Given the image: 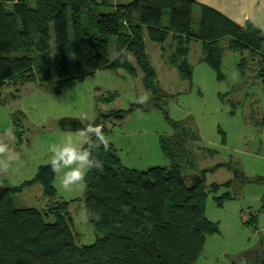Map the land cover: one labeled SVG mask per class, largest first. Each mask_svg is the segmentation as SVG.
Here are the masks:
<instances>
[{"label":"trees","instance_id":"obj_1","mask_svg":"<svg viewBox=\"0 0 264 264\" xmlns=\"http://www.w3.org/2000/svg\"><path fill=\"white\" fill-rule=\"evenodd\" d=\"M195 4L134 0L100 12L103 3L97 0H0V105L2 88L10 82L34 81L58 93L66 82L98 71L125 70L135 76L137 64L148 73L150 86L154 73L146 56V35L160 45L169 39L177 42L172 63L184 78L192 74L186 57L194 41L202 43L205 61L219 76L225 50L250 51L264 66L263 30L252 23L238 25L206 6L195 20ZM112 38L117 39L114 59L109 53ZM260 76L264 82V70ZM128 113L122 111V118ZM174 127V140L160 142L170 162L165 167L128 168L113 145L105 146L94 135L83 147L101 165L85 177L94 244L78 243L66 202H54L46 210L16 206L14 194L34 184L43 186L50 201L55 199L51 165L41 167L22 187L6 188L0 197V264H198L206 237L218 228L206 216L204 172H198L200 181L186 176L196 169L188 142L197 135L187 126Z\"/></svg>","mask_w":264,"mask_h":264},{"label":"rangeland","instance_id":"obj_2","mask_svg":"<svg viewBox=\"0 0 264 264\" xmlns=\"http://www.w3.org/2000/svg\"><path fill=\"white\" fill-rule=\"evenodd\" d=\"M111 5L100 6V12L113 11ZM169 22L167 10L164 24ZM116 46L112 38L111 59ZM202 46L196 41L188 46L192 74L184 78L172 63L177 42L169 39L160 45L146 35V56L154 73L151 87L139 64L135 76L125 70L98 71L82 81L66 82L58 93L34 81L8 83L0 105L2 186L20 188L50 165L51 146L69 134L59 125L63 118L78 119L86 128L100 126L106 144L115 147L126 167L137 170L169 166L161 139L174 140V126H187L197 139L188 142L196 169L186 176L204 172L206 216L218 228L206 237L198 264H264V66L250 51L225 50L219 76L205 61ZM122 111L129 113L122 118ZM54 185V200L34 184L14 194L16 206L46 210L49 204L66 202L78 243L94 244L97 235L85 206V180L65 190L56 173Z\"/></svg>","mask_w":264,"mask_h":264},{"label":"clouds","instance_id":"obj_3","mask_svg":"<svg viewBox=\"0 0 264 264\" xmlns=\"http://www.w3.org/2000/svg\"><path fill=\"white\" fill-rule=\"evenodd\" d=\"M117 55L120 54L117 53ZM93 135L97 141L104 143L106 146L101 127L91 125L76 134L69 131V134L59 144L51 146V169L58 174L59 183L63 189L70 190L73 186H82L87 171L93 167H101L97 161L91 158L90 151L82 147L85 143H92ZM4 150V146H0V151ZM61 173L62 175H59Z\"/></svg>","mask_w":264,"mask_h":264},{"label":"crops","instance_id":"obj_4","mask_svg":"<svg viewBox=\"0 0 264 264\" xmlns=\"http://www.w3.org/2000/svg\"><path fill=\"white\" fill-rule=\"evenodd\" d=\"M99 3H103V6L108 7V3L113 4L111 6H117L120 4H128L134 0H113L108 2L107 0H97ZM196 2L194 6V19H198L201 14V7L206 6L216 9L231 20L241 26H245L248 23H252L257 28L264 31V0H194ZM167 25V24H166Z\"/></svg>","mask_w":264,"mask_h":264},{"label":"water","instance_id":"obj_5","mask_svg":"<svg viewBox=\"0 0 264 264\" xmlns=\"http://www.w3.org/2000/svg\"><path fill=\"white\" fill-rule=\"evenodd\" d=\"M59 125L61 129L65 132H69V131L78 132L83 129H86V127L82 124L80 120L74 118H63L59 122ZM0 174H1V170H0ZM196 179L197 181H200L201 176H198ZM5 191H6V187L2 186L0 181V197L3 195Z\"/></svg>","mask_w":264,"mask_h":264},{"label":"flooded vegetation","instance_id":"obj_6","mask_svg":"<svg viewBox=\"0 0 264 264\" xmlns=\"http://www.w3.org/2000/svg\"><path fill=\"white\" fill-rule=\"evenodd\" d=\"M195 178H196V177H195ZM195 178H194V179H195Z\"/></svg>","mask_w":264,"mask_h":264}]
</instances>
